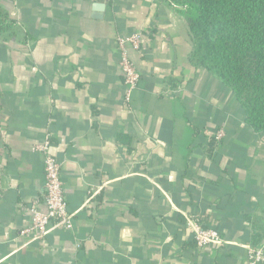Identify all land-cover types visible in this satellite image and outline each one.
<instances>
[{
    "label": "crops",
    "instance_id": "0c3cea01",
    "mask_svg": "<svg viewBox=\"0 0 264 264\" xmlns=\"http://www.w3.org/2000/svg\"><path fill=\"white\" fill-rule=\"evenodd\" d=\"M0 7L13 22L0 35V264H249V250L264 251V132L190 62L183 0ZM134 34L141 80L126 101L117 42ZM45 141L73 229L31 241L20 231L36 202L46 212ZM194 220L223 244L199 250Z\"/></svg>",
    "mask_w": 264,
    "mask_h": 264
},
{
    "label": "trees",
    "instance_id": "16d2710c",
    "mask_svg": "<svg viewBox=\"0 0 264 264\" xmlns=\"http://www.w3.org/2000/svg\"><path fill=\"white\" fill-rule=\"evenodd\" d=\"M183 3L192 41L190 62L206 69L232 91L246 122L264 132V0ZM12 26L0 7V35ZM1 109L0 90V113ZM2 136L0 121V145Z\"/></svg>",
    "mask_w": 264,
    "mask_h": 264
},
{
    "label": "built area",
    "instance_id": "2783aa9c",
    "mask_svg": "<svg viewBox=\"0 0 264 264\" xmlns=\"http://www.w3.org/2000/svg\"><path fill=\"white\" fill-rule=\"evenodd\" d=\"M143 36L134 34L129 37L118 39V48L121 54L120 68L126 86V101H130L133 91L138 87L141 74L136 70L128 56L127 47L141 52L143 47ZM225 137V130L220 129L215 133L214 139L220 142ZM35 150L41 152L45 159V193L44 204L46 212L37 207V203L32 208V218L28 225L20 231V236L34 241L43 239L48 234L58 228L66 230L73 229L74 214L68 209V201L65 196L64 184L62 181V163L52 152L49 141L39 143ZM193 237L199 250H206L211 246H220L224 239L221 233L211 227H206L199 220H194L191 224ZM249 264H263L264 251L251 249L248 251Z\"/></svg>",
    "mask_w": 264,
    "mask_h": 264
},
{
    "label": "water",
    "instance_id": "95a60500",
    "mask_svg": "<svg viewBox=\"0 0 264 264\" xmlns=\"http://www.w3.org/2000/svg\"><path fill=\"white\" fill-rule=\"evenodd\" d=\"M104 9H105L104 4H95L94 11L97 12L95 18H101L102 12L104 11Z\"/></svg>",
    "mask_w": 264,
    "mask_h": 264
}]
</instances>
